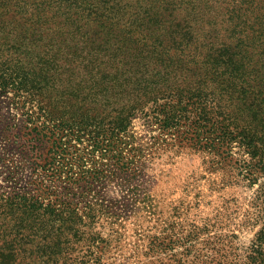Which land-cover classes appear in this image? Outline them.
Returning a JSON list of instances; mask_svg holds the SVG:
<instances>
[{
  "label": "trees",
  "instance_id": "trees-1",
  "mask_svg": "<svg viewBox=\"0 0 264 264\" xmlns=\"http://www.w3.org/2000/svg\"><path fill=\"white\" fill-rule=\"evenodd\" d=\"M0 97V264H103L85 199L135 162L138 114L223 166L238 147L260 224L241 264H264V0H0Z\"/></svg>",
  "mask_w": 264,
  "mask_h": 264
},
{
  "label": "rangeland",
  "instance_id": "rangeland-1",
  "mask_svg": "<svg viewBox=\"0 0 264 264\" xmlns=\"http://www.w3.org/2000/svg\"><path fill=\"white\" fill-rule=\"evenodd\" d=\"M12 114L0 97V128ZM131 126L134 141L125 153L130 159L136 149L135 162L117 172L104 161L107 177L94 183L85 199L94 203L90 194H96L110 215L95 223L98 236L109 239L101 251L103 264H208L224 258V264H241L260 224L257 185L242 180L233 166L238 147L233 144L231 162L223 166L209 151L179 142L178 134L160 133L144 114ZM3 145L0 133V150ZM9 160L20 167L16 178L24 187L25 161L18 150ZM151 241L161 248L149 250Z\"/></svg>",
  "mask_w": 264,
  "mask_h": 264
}]
</instances>
